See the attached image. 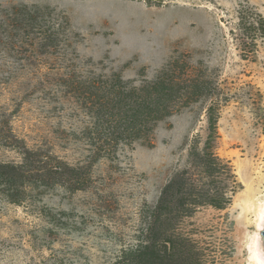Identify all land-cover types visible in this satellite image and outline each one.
<instances>
[{
    "label": "rangeland",
    "instance_id": "1",
    "mask_svg": "<svg viewBox=\"0 0 264 264\" xmlns=\"http://www.w3.org/2000/svg\"><path fill=\"white\" fill-rule=\"evenodd\" d=\"M263 20L264 0H0V264H128L156 231L166 264H252Z\"/></svg>",
    "mask_w": 264,
    "mask_h": 264
},
{
    "label": "trees",
    "instance_id": "2",
    "mask_svg": "<svg viewBox=\"0 0 264 264\" xmlns=\"http://www.w3.org/2000/svg\"><path fill=\"white\" fill-rule=\"evenodd\" d=\"M262 35H264V20L262 21ZM162 104H160L159 101H156L153 109H158L161 108ZM177 184V183H176ZM175 182L170 184L166 190L164 191V195L161 200V205L159 206L160 211H164L163 209L165 206H167L168 201L167 197L172 196L174 194L179 193L180 187L177 191H175L176 188ZM172 191L171 193H169ZM185 198L182 197L179 199V205L180 206H185ZM170 201V200H169ZM212 205H215L219 207V204L214 203L213 201L210 202ZM199 204H201L199 202ZM182 208V207H180ZM188 210V209H187ZM164 213V212H163ZM162 214H160V217ZM167 224H163V227ZM161 228V227H160ZM155 231V230H154ZM166 233V232H165ZM163 234V235H161ZM163 243V244H161ZM170 244V245H169ZM161 245V247H159ZM177 252V245L173 238H168L164 234V231L161 232H154L153 237L150 238V242L147 243L144 246H141L140 248L137 249L135 252L130 253L131 259L128 258V264H166L165 261H168L169 259H173L175 257V254ZM162 254V255H161ZM168 264V263H167Z\"/></svg>",
    "mask_w": 264,
    "mask_h": 264
},
{
    "label": "bare ground",
    "instance_id": "3",
    "mask_svg": "<svg viewBox=\"0 0 264 264\" xmlns=\"http://www.w3.org/2000/svg\"><path fill=\"white\" fill-rule=\"evenodd\" d=\"M256 229L254 240L250 243V260L252 264H264V238L261 234L264 230V199L256 210Z\"/></svg>",
    "mask_w": 264,
    "mask_h": 264
},
{
    "label": "water",
    "instance_id": "4",
    "mask_svg": "<svg viewBox=\"0 0 264 264\" xmlns=\"http://www.w3.org/2000/svg\"><path fill=\"white\" fill-rule=\"evenodd\" d=\"M261 234L264 236V231H261Z\"/></svg>",
    "mask_w": 264,
    "mask_h": 264
}]
</instances>
